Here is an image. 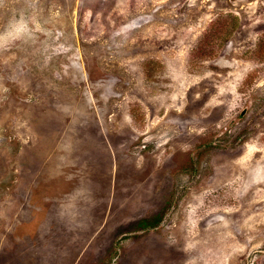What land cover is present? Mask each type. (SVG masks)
<instances>
[{"label": "rangeland", "instance_id": "374dc122", "mask_svg": "<svg viewBox=\"0 0 264 264\" xmlns=\"http://www.w3.org/2000/svg\"><path fill=\"white\" fill-rule=\"evenodd\" d=\"M0 264H264V0H0Z\"/></svg>", "mask_w": 264, "mask_h": 264}]
</instances>
